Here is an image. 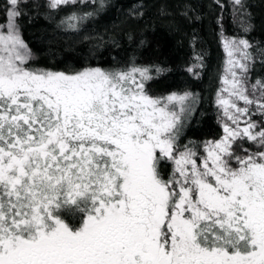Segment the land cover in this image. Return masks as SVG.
I'll return each mask as SVG.
<instances>
[{
    "label": "snow or ice",
    "instance_id": "obj_1",
    "mask_svg": "<svg viewBox=\"0 0 264 264\" xmlns=\"http://www.w3.org/2000/svg\"><path fill=\"white\" fill-rule=\"evenodd\" d=\"M27 6L4 0L0 24V264H264V78L250 92L249 40L222 42L223 135L181 145L195 97L146 88L169 69L35 68ZM67 206L80 227L58 215Z\"/></svg>",
    "mask_w": 264,
    "mask_h": 264
},
{
    "label": "trees",
    "instance_id": "obj_2",
    "mask_svg": "<svg viewBox=\"0 0 264 264\" xmlns=\"http://www.w3.org/2000/svg\"><path fill=\"white\" fill-rule=\"evenodd\" d=\"M103 2V10H98L100 0L88 4L78 0L75 5L52 9L50 0H28L24 9L27 15L20 24L22 36L36 57L30 61L32 66L59 71L83 67L117 71L129 66L130 58L138 66L159 65L169 71L146 85L152 96L187 91L195 97L190 102V114L184 117L179 143L200 145L222 136L225 117L216 104L225 68L222 39L242 37L252 44L251 92L255 80L264 78V0H245L244 11H238L230 0ZM3 7L4 0H0V24L5 23ZM88 13L93 15L82 21L68 19ZM141 39L146 43L138 47ZM151 74L156 76L154 69ZM162 167L167 174L171 164ZM58 215L73 228L80 227L84 218L76 206H67Z\"/></svg>",
    "mask_w": 264,
    "mask_h": 264
},
{
    "label": "rangeland",
    "instance_id": "obj_3",
    "mask_svg": "<svg viewBox=\"0 0 264 264\" xmlns=\"http://www.w3.org/2000/svg\"><path fill=\"white\" fill-rule=\"evenodd\" d=\"M230 38H232V37H230ZM224 39H225V38L222 39V42H223ZM234 39H235V38H234ZM222 45H223V43H222ZM224 52H225V50H224ZM226 59H227V55H226V52H225V62H226ZM223 76H224V74H223ZM223 76H222V77H223ZM222 87H223V85H221L220 89H221ZM220 89H219V91H220ZM219 91H218V92H219ZM225 95H226V94H225Z\"/></svg>",
    "mask_w": 264,
    "mask_h": 264
}]
</instances>
